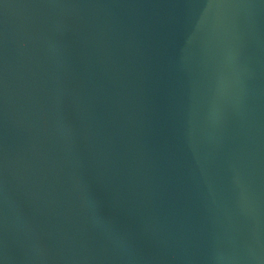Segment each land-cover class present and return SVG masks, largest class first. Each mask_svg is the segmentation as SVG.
<instances>
[{
    "label": "water",
    "instance_id": "1",
    "mask_svg": "<svg viewBox=\"0 0 264 264\" xmlns=\"http://www.w3.org/2000/svg\"><path fill=\"white\" fill-rule=\"evenodd\" d=\"M0 264H264V0H0Z\"/></svg>",
    "mask_w": 264,
    "mask_h": 264
}]
</instances>
